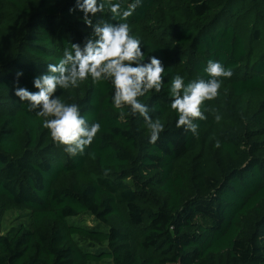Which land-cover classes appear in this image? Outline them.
I'll use <instances>...</instances> for the list:
<instances>
[{
    "label": "trees",
    "instance_id": "obj_1",
    "mask_svg": "<svg viewBox=\"0 0 264 264\" xmlns=\"http://www.w3.org/2000/svg\"><path fill=\"white\" fill-rule=\"evenodd\" d=\"M83 15L76 0H0V226L17 213L0 264H264V0H139L126 21L90 16L128 23L144 63L161 60L162 90L140 100L164 131L150 143L143 116L120 118L111 81L89 77L55 94L101 125L73 157L15 89L38 91L65 48L96 39ZM209 60L233 75L194 135L176 127L170 84L210 79Z\"/></svg>",
    "mask_w": 264,
    "mask_h": 264
},
{
    "label": "clouds",
    "instance_id": "obj_2",
    "mask_svg": "<svg viewBox=\"0 0 264 264\" xmlns=\"http://www.w3.org/2000/svg\"><path fill=\"white\" fill-rule=\"evenodd\" d=\"M138 5L139 0L129 4L126 9L120 0H76V8L84 13L83 20L93 27L96 39H86L83 47L73 43L70 48H65L63 58L56 64H48L46 73L34 79V87L38 91L31 92L23 87L15 89V96L21 102L28 103L29 111H36L37 116L44 118L43 127L49 130L53 142L64 146V151L70 156L83 154L101 125L97 122L89 126L77 104L65 103L55 94L58 89L79 87L89 77L93 83L111 81L115 89L113 104L121 109L120 118L125 116V107L130 108L132 115L138 113L143 116L150 132V143H156L164 131L161 120H153L147 105L140 100L149 91L159 93L162 90L165 68L161 60L151 56L149 62L144 63L141 41L131 34L128 23L93 25L90 19V16L107 9L113 19L126 21ZM74 10L69 9L70 12ZM205 72L210 79H197L185 84L184 78L177 74L170 84L171 108L178 115L176 127L194 135L198 129L195 121L207 119L205 101L217 98L222 86L221 78H231L233 75L231 69L213 60L207 62ZM21 75L22 72L16 73L17 77ZM215 119L219 121L220 115H215ZM219 146L217 141L216 147Z\"/></svg>",
    "mask_w": 264,
    "mask_h": 264
},
{
    "label": "rangeland",
    "instance_id": "obj_3",
    "mask_svg": "<svg viewBox=\"0 0 264 264\" xmlns=\"http://www.w3.org/2000/svg\"><path fill=\"white\" fill-rule=\"evenodd\" d=\"M16 217H17V213L15 212L2 216L3 223L1 224L0 228L3 227L4 231H6L13 223L16 222ZM83 223L90 226L96 224L91 216H87L86 221ZM0 230H2V228Z\"/></svg>",
    "mask_w": 264,
    "mask_h": 264
}]
</instances>
